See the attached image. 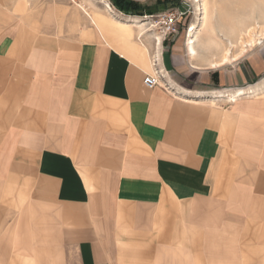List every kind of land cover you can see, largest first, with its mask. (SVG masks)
Returning <instances> with one entry per match:
<instances>
[{"label":"crops","instance_id":"0c3cea01","mask_svg":"<svg viewBox=\"0 0 264 264\" xmlns=\"http://www.w3.org/2000/svg\"><path fill=\"white\" fill-rule=\"evenodd\" d=\"M106 2L0 4V264H264V81H182Z\"/></svg>","mask_w":264,"mask_h":264},{"label":"rangeland","instance_id":"374dc122","mask_svg":"<svg viewBox=\"0 0 264 264\" xmlns=\"http://www.w3.org/2000/svg\"><path fill=\"white\" fill-rule=\"evenodd\" d=\"M110 1L112 8L116 11L118 16L127 19L139 17L140 19H144L145 22H152L148 26V28L152 30L149 34L154 35V37H161V44L163 42V46H165L166 49L169 51L175 49L176 51V49L179 48L178 51L181 58V73L179 71V73L177 72L176 74L181 77L182 81L190 80V76H187L190 75V72H185L184 69L185 67L186 70L191 68V60L194 64H198L199 62L203 63V61H206L207 59L208 61L215 60L217 58L220 59L221 55H223L225 53L224 51H226L229 40H233L235 42L233 52L234 54L238 53L239 58L238 60L226 63L222 67H215L212 70V89L218 91L226 88H237L238 84H244V87L246 85L258 86L264 81V43L257 45L255 40L259 37L264 38V0H202L200 1L201 5L199 6L202 9H199L194 0H174V2H172L173 5L172 3H169L165 5L167 7L159 4V0H133L145 6L144 9L146 14L143 15L133 13L127 14L118 9L113 4V0ZM2 2L8 4L10 7H12L14 3H23L27 8L35 10L43 8L51 2H65L71 6L76 5L70 0H0V4H3ZM79 4H84L86 9L90 12H92L94 7L101 9L103 7V5L96 0H79ZM203 7H206L207 25L202 26V19L200 18L203 17L204 14H200V12L204 11ZM172 9H180L184 12V15L177 25L176 31L170 35H164L158 25V16ZM193 24L197 26L199 40L195 45L197 54L191 58L187 54L188 51L186 41L187 30H189L190 26ZM145 36L146 35L143 36V39ZM250 38L253 39V46H247V52L240 56L241 53L239 52H241L243 46L241 41H249L251 40ZM144 42L146 43V41ZM148 43H152L151 46L154 47L152 50L153 53H151L152 56L158 48V44L154 39L149 40ZM257 54L261 55L259 61L262 66L259 71L255 70L252 65L257 59L255 58ZM209 66L201 67L206 68ZM202 71L205 74L208 72L207 70ZM220 71H224L226 72L225 75H228V79L225 84L220 82ZM243 73L244 75H242ZM202 78L203 77L201 75H198L194 77L193 80L198 82V86H205L201 83ZM239 89H243L242 85H239ZM73 256V248L69 247L67 252L66 249H64V258H66V260H74ZM13 259L14 258L12 257L5 258V260L2 259L3 262H1V264H12ZM22 260L24 261L25 259ZM32 264H38V259L33 258Z\"/></svg>","mask_w":264,"mask_h":264},{"label":"bare ground","instance_id":"6f19581e","mask_svg":"<svg viewBox=\"0 0 264 264\" xmlns=\"http://www.w3.org/2000/svg\"><path fill=\"white\" fill-rule=\"evenodd\" d=\"M196 3H197V5H198V7L201 5L200 4V1H202V0H194ZM106 3H108V2H106ZM107 6V8L109 9V11L110 12H112L113 13V8H112V6H111V4L110 3H108V5H106ZM199 9H202L201 7H199ZM203 12H200V14L202 13V14H204L203 15V17H201L200 19H202L201 20V23H202V26L203 25H207V18H206V15H207V13H206V7H203ZM202 11V10H201ZM199 13V12H198ZM112 16V15H111ZM134 22L139 26V27H141V31H142V33L144 32H149L150 33V31H152L150 28H148V26L152 23V22H145L144 21V19H140V18H136L135 20H134ZM264 26V25H263ZM259 27V26H258ZM197 26L196 25H191L190 26V28H189V30H187V49H188V52H189V54H191L192 56H195L196 54H197V50H196V43L198 42V40H199V34H197ZM242 32V31H241ZM262 32V31H261ZM263 36V35H262ZM156 39L158 38V39H160V37L159 36H156L155 37ZM251 39V38H250ZM256 40V44L257 45H261V44H263L264 43V38L263 37H259L258 39H255ZM251 42V43H250ZM252 42H253V39H251V40H249V41H244V40H242L241 41V43H243V46H242V50H241V52H239V53H241V55L240 56H242L245 52H247V50H246V48H247V46H253L252 45ZM250 43V44H249ZM233 48H235V42L233 41V40H229V42H228V45H227V47H226V51H224L225 53L223 54V55H221V58L220 59H215V60H211V62H210V65H211V67H213V68H215V67H220V66H222V65H225L226 63H229V62H231V61H235V60H238V56H239V54L237 53V54H234V52H233ZM223 51V50H222ZM223 53V52H222ZM221 53V54H222ZM214 58V57H213Z\"/></svg>","mask_w":264,"mask_h":264},{"label":"built area","instance_id":"2783aa9c","mask_svg":"<svg viewBox=\"0 0 264 264\" xmlns=\"http://www.w3.org/2000/svg\"><path fill=\"white\" fill-rule=\"evenodd\" d=\"M71 2L78 4L79 0H70ZM98 2L107 1L111 4L110 0H96ZM184 12L180 9H172L165 13H162L158 16V25L162 30L164 35H170L176 31L177 25L179 24L181 18L183 17ZM153 66L155 71L152 74L146 75L144 83L148 88H154L157 86H162L163 74L162 70L159 67L158 59L154 58Z\"/></svg>","mask_w":264,"mask_h":264},{"label":"trees","instance_id":"16d2710c","mask_svg":"<svg viewBox=\"0 0 264 264\" xmlns=\"http://www.w3.org/2000/svg\"><path fill=\"white\" fill-rule=\"evenodd\" d=\"M113 4L120 9L121 11L130 14H139L143 15L145 13V6L140 4L139 2L133 1V0H113ZM174 2V0H159V4L163 5L164 7H167L165 5ZM173 5V3H172ZM170 7V6H169Z\"/></svg>","mask_w":264,"mask_h":264}]
</instances>
